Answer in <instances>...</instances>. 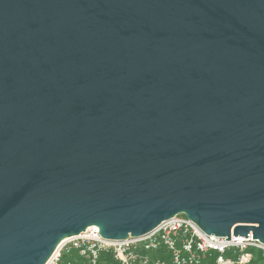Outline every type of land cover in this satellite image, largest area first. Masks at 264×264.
Wrapping results in <instances>:
<instances>
[{
  "label": "water",
  "instance_id": "1",
  "mask_svg": "<svg viewBox=\"0 0 264 264\" xmlns=\"http://www.w3.org/2000/svg\"><path fill=\"white\" fill-rule=\"evenodd\" d=\"M181 213L264 242V0H0V264Z\"/></svg>",
  "mask_w": 264,
  "mask_h": 264
},
{
  "label": "built area",
  "instance_id": "2",
  "mask_svg": "<svg viewBox=\"0 0 264 264\" xmlns=\"http://www.w3.org/2000/svg\"><path fill=\"white\" fill-rule=\"evenodd\" d=\"M264 264V242L247 236L206 233L185 214L161 222L153 230L124 239H109L98 226L65 238L46 264Z\"/></svg>",
  "mask_w": 264,
  "mask_h": 264
},
{
  "label": "rangeland",
  "instance_id": "3",
  "mask_svg": "<svg viewBox=\"0 0 264 264\" xmlns=\"http://www.w3.org/2000/svg\"><path fill=\"white\" fill-rule=\"evenodd\" d=\"M74 258H75V252H72L71 254H65L64 264H67L69 260H73Z\"/></svg>",
  "mask_w": 264,
  "mask_h": 264
}]
</instances>
